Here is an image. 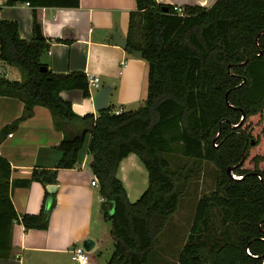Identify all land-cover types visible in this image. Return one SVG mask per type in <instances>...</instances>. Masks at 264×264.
<instances>
[{
    "label": "trees",
    "instance_id": "1",
    "mask_svg": "<svg viewBox=\"0 0 264 264\" xmlns=\"http://www.w3.org/2000/svg\"><path fill=\"white\" fill-rule=\"evenodd\" d=\"M133 1L125 50H139L146 63L145 96L135 108L108 104L95 115L75 114L59 95L78 89L88 96L83 72H52L39 60L50 43L70 40L21 39L16 22L0 18V61L21 75L0 77V96L22 104L20 115L0 129V143L34 106L46 108L61 133L54 165L34 167L28 178L10 180V165L0 155V258L10 255L14 223L46 228L54 193L48 195L45 185L55 183L58 169L75 165L86 139L88 167L104 199L100 214L112 240L104 264H149L154 239L188 176L184 166H169L172 156L216 168L214 189L194 204L176 264H264V0H214L207 7L183 5L181 13L155 0ZM18 3L31 8L34 26L36 8H75L78 0H4L5 6ZM129 154L146 171V187L134 201L117 177ZM31 181L43 187L41 206L37 213L18 214L10 190Z\"/></svg>",
    "mask_w": 264,
    "mask_h": 264
},
{
    "label": "crops",
    "instance_id": "2",
    "mask_svg": "<svg viewBox=\"0 0 264 264\" xmlns=\"http://www.w3.org/2000/svg\"><path fill=\"white\" fill-rule=\"evenodd\" d=\"M155 1L175 7L194 4L207 7L214 2ZM134 9L133 0H78L75 8H36L35 18L43 38L70 40V43H50L48 51L41 53L40 62L56 73L81 71L86 77L97 76L99 87H109L107 105L113 104L114 109L116 106L117 109L135 108L146 92V63L110 39L114 31L125 38L128 14ZM0 18L15 21L21 39L33 37L31 8L25 3L5 6L4 0H0ZM17 75L20 77L16 67L0 61V77L18 80ZM96 90L89 89L86 97L78 89L61 91L59 95L69 101L75 114L95 115L91 98ZM21 110L19 100L0 96V129L18 117ZM60 139L61 133L53 129L48 110L34 106L31 116L7 132L0 143V155L10 165V180L28 178L34 167L51 168L59 157L55 146ZM133 155H127L119 163L117 175L124 188L123 172L130 167L137 168ZM89 161L86 152L79 153L72 168L56 171L54 204L46 228L24 229L14 223L10 255L0 258V264H74L69 258V249L81 246L84 238L93 241L87 255L90 264H97L94 255L100 253L102 234L96 223L101 221L103 201L99 200L97 187L90 185L94 176L88 167ZM9 195L16 213H37L43 200V187L31 181L26 187L11 188Z\"/></svg>",
    "mask_w": 264,
    "mask_h": 264
},
{
    "label": "rangeland",
    "instance_id": "3",
    "mask_svg": "<svg viewBox=\"0 0 264 264\" xmlns=\"http://www.w3.org/2000/svg\"><path fill=\"white\" fill-rule=\"evenodd\" d=\"M115 109L117 110V106ZM255 125L256 124L254 123L251 127L255 129ZM248 126L251 128L250 125ZM86 141L87 140L85 139L80 149V153L85 152ZM249 143H253V139H251ZM260 145L261 147L262 145L264 147V140L260 142ZM133 156L137 168L130 167L123 172L122 175L126 188V196L129 201H134L146 187V171L138 159H136V156ZM168 162L172 169L178 166H184L182 174H187L188 176L184 184L181 187L179 186L181 192L178 196L175 210L168 217L163 229L154 239L153 250L148 258L149 264H176V255L180 246L186 239L194 204L197 198L201 195L209 194L214 189L216 168L211 163L200 161L199 164L193 165L191 162H186L176 156L169 157ZM230 175L233 177L232 174ZM117 177L119 178V174ZM176 181L177 184H179V181ZM106 211L110 212V209L107 208ZM214 215H216V211L214 212ZM214 222L215 226H217L218 220ZM96 225H98L97 229L102 234V240L100 253L95 254L94 258L97 264H104L112 247V240L109 235V222L101 217V221L96 223ZM90 261L91 260L89 259V262Z\"/></svg>",
    "mask_w": 264,
    "mask_h": 264
},
{
    "label": "water",
    "instance_id": "4",
    "mask_svg": "<svg viewBox=\"0 0 264 264\" xmlns=\"http://www.w3.org/2000/svg\"><path fill=\"white\" fill-rule=\"evenodd\" d=\"M34 35L33 38L35 39H43V36L40 31V27L38 24L33 26ZM111 41L119 46L120 48L124 49L127 46V42L124 37H122L117 31H114L110 34ZM129 53L135 58H141V52L139 50L130 49ZM108 93L109 87L108 86H101L98 87L95 93L93 94L91 101L93 105V110L97 113L99 111L105 110L107 108V101H108ZM231 167L226 168L227 174H229ZM55 189L53 184L45 185V190L48 194H52ZM93 241L90 238H84L81 241V248L84 251H89L93 246ZM263 263V262H262Z\"/></svg>",
    "mask_w": 264,
    "mask_h": 264
},
{
    "label": "built area",
    "instance_id": "5",
    "mask_svg": "<svg viewBox=\"0 0 264 264\" xmlns=\"http://www.w3.org/2000/svg\"><path fill=\"white\" fill-rule=\"evenodd\" d=\"M25 5H27L25 3ZM175 11L177 13H181L180 7H175ZM87 89H97L99 87V79L97 76H88L87 77ZM11 134H8L7 136H10ZM90 185L97 187V181L94 178L90 181ZM100 201L104 202V199L102 197H99ZM69 258L74 264H90L89 258L87 255V252L84 251L81 246H73L69 249Z\"/></svg>",
    "mask_w": 264,
    "mask_h": 264
},
{
    "label": "clouds",
    "instance_id": "6",
    "mask_svg": "<svg viewBox=\"0 0 264 264\" xmlns=\"http://www.w3.org/2000/svg\"><path fill=\"white\" fill-rule=\"evenodd\" d=\"M202 3L207 4L208 0H202Z\"/></svg>",
    "mask_w": 264,
    "mask_h": 264
}]
</instances>
